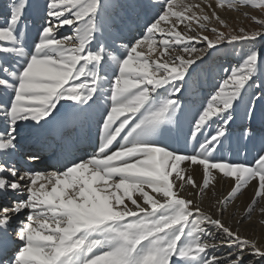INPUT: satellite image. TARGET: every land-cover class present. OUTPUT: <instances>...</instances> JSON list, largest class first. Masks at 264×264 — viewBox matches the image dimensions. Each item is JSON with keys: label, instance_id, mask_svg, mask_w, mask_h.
<instances>
[{"label": "snow or ice", "instance_id": "obj_1", "mask_svg": "<svg viewBox=\"0 0 264 264\" xmlns=\"http://www.w3.org/2000/svg\"><path fill=\"white\" fill-rule=\"evenodd\" d=\"M0 264H264V0L0 5Z\"/></svg>", "mask_w": 264, "mask_h": 264}, {"label": "bare ground", "instance_id": "obj_2", "mask_svg": "<svg viewBox=\"0 0 264 264\" xmlns=\"http://www.w3.org/2000/svg\"><path fill=\"white\" fill-rule=\"evenodd\" d=\"M119 2H121V0H108V3L113 4V5L118 4ZM184 2H199V0H184ZM4 3H6V0H0V5H3ZM116 10L119 11V9H116ZM245 12L246 11L243 9H241L239 12L237 11L233 12V11H229L226 9L220 12V14L225 19H232L235 16H237L238 18H243L245 16ZM218 66H219V69L212 68L211 73L206 72L205 74H202L200 77L199 85H198L199 87L195 90L194 93L190 91L188 94H186L185 100H184V103L188 106V115L186 119L191 118V114L195 111L196 108L199 107L200 101L214 89L216 85V80H215L216 78L214 77V74L216 75L219 72L220 74H222L221 67L220 65ZM95 119H99V117H94L93 126L89 128L87 132L93 137L97 138L98 130L94 123ZM182 127H183V131L186 132L187 131L186 121L182 123ZM174 142H175V137L173 136L172 138L169 139V143L174 144ZM180 146L183 147L182 142ZM188 151H191V147L188 148ZM221 155H223L225 158H231L233 160H239V157H240V154L236 153L235 146H230L228 143H226L225 150L223 153H221ZM194 176L197 180H199L200 172L199 171L195 172ZM228 191H229L228 184L223 183V184L217 185L218 196H223L227 194ZM250 196H251V191L245 190V195L241 197L239 200H237L234 205L230 206L228 215H231L233 211H235L237 215L242 213L245 205L249 202ZM208 204H209V200L208 198H206L204 201V207L206 209L208 208ZM257 232H259L258 228H257ZM248 234L251 235L252 233L249 232Z\"/></svg>", "mask_w": 264, "mask_h": 264}, {"label": "rangeland", "instance_id": "obj_3", "mask_svg": "<svg viewBox=\"0 0 264 264\" xmlns=\"http://www.w3.org/2000/svg\"><path fill=\"white\" fill-rule=\"evenodd\" d=\"M242 9L245 10L246 12H248L250 15L257 16L258 18L260 17V13L258 12V10H250L248 7H244ZM229 11L234 12V10H229ZM226 20L228 21V23L230 25H232L233 27H237V28L238 27H244L246 29H248V28L255 29L257 27L254 23L247 20L245 16L243 18H238L237 16H235L232 19H226ZM235 59H236L235 57H231L229 59H222L219 61L218 65H220V66L222 65L223 67H228L230 63L235 62ZM218 65L215 64L212 66V68L219 69ZM206 68H207V66H206ZM219 74H220V72H219ZM222 74H220V75H222ZM214 77L217 78V74L216 75L214 74Z\"/></svg>", "mask_w": 264, "mask_h": 264}]
</instances>
